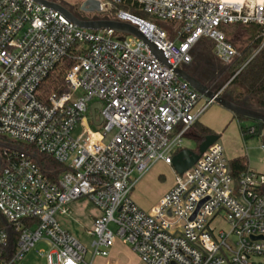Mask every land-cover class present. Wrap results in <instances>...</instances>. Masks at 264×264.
Masks as SVG:
<instances>
[{"label": "built area", "instance_id": "built-area-1", "mask_svg": "<svg viewBox=\"0 0 264 264\" xmlns=\"http://www.w3.org/2000/svg\"><path fill=\"white\" fill-rule=\"evenodd\" d=\"M119 6L111 18L137 26L168 65L134 36L81 29L35 0H0V136L27 148L0 152V213L17 234L12 250L0 230V264L21 263L38 244L49 248L38 252L47 264H91L88 255L108 257L117 240L141 264H264V175L233 178L222 144L177 174L152 212L131 196L156 163L172 166L214 104L175 70L204 41L231 65L241 54L226 30L256 26L260 47L238 75L264 49V0H87L81 12ZM67 57L76 63L58 84L51 76ZM38 155L60 169H43ZM81 199L100 212L85 232L90 251L60 221Z\"/></svg>", "mask_w": 264, "mask_h": 264}, {"label": "rangeland", "instance_id": "rangeland-1", "mask_svg": "<svg viewBox=\"0 0 264 264\" xmlns=\"http://www.w3.org/2000/svg\"><path fill=\"white\" fill-rule=\"evenodd\" d=\"M58 2L73 13L79 14L82 16H87L89 18H111L112 13H89L83 14L81 12V7L84 2L87 0H53ZM147 21H152V17L145 16L143 17ZM112 19V18H111ZM159 26L163 28L166 32H170V24L165 21H158ZM226 34L229 40L234 44L240 54H242L245 49L250 45L249 34L243 27L230 28L226 30ZM117 39H123V36L116 35ZM130 39L131 36L125 37ZM231 65H224L219 62L215 57H213L208 50L206 45L200 44L194 50V60L191 65H189L185 70L187 72L196 73L198 76H205L204 72L208 70L211 73H214L217 80L213 83L208 81L205 83L207 86H229L228 90L230 91H242L248 99V103L251 107L257 108L256 104L252 102L251 96L246 94L242 89L237 85L232 84V79L234 78L231 75L230 67ZM239 71V70H238ZM207 76V75H206ZM221 87L217 88L215 91H219ZM251 123V122H249ZM252 125V124H251ZM245 126L249 127L250 124ZM94 129V128H93ZM79 130L75 131V136L79 134ZM230 142L222 143V146L225 151V155L228 160H233L240 154H246L249 158V165L254 172L264 175V135L261 136H248L243 140L240 138L237 140V134H230ZM4 146V147H3ZM196 142L193 139L185 138L183 149L193 150L196 148ZM5 147L8 148H21L27 150L24 145L15 144L9 138L0 136V152H2ZM176 172L172 166L166 165L163 162L156 163L146 175L138 182V184L133 189L131 196L133 201L144 211L150 213L153 209L159 204L160 198L167 187H169L176 180ZM224 221V220H223ZM76 228L73 232V235L78 238L82 244L88 247L89 251L91 250V244L93 239L88 237L84 231L81 230V227L84 229V224L82 221L75 220L72 223ZM218 226L228 229L227 225L224 222H220ZM112 231H116L114 225L110 226ZM232 244L235 242V238L231 236L229 239ZM40 250L48 251V246L44 244H38L35 249H33L27 257L19 264H47V258L41 257L38 255ZM109 256L96 257L93 261L90 255L87 256V263L91 264H141L140 259L137 254L132 251V248L124 243L122 240H117L114 247L109 250Z\"/></svg>", "mask_w": 264, "mask_h": 264}, {"label": "trees", "instance_id": "trees-1", "mask_svg": "<svg viewBox=\"0 0 264 264\" xmlns=\"http://www.w3.org/2000/svg\"><path fill=\"white\" fill-rule=\"evenodd\" d=\"M125 9L122 6L116 7L111 13L116 14L119 10ZM126 10V9H125ZM145 17L142 15V18ZM249 34L250 45L245 51L231 64V75L234 77L232 84L237 85L246 94L251 96V100L256 104L257 108L264 111V49L259 52L245 68L238 74L243 65L254 55L257 49L260 47L259 28L256 26L243 27ZM203 44L208 47L209 53L212 55L213 45L210 42H201L198 45ZM213 56V55H212ZM75 61L67 57L56 68V71L52 74V78L56 80L58 84L62 83L63 78L67 71L74 67ZM190 74L201 81L207 83L208 80L204 76L200 77L196 73L190 72ZM236 75V76H235ZM242 123L252 122L250 128H255V133L252 136H261L264 133V124L257 121H252L243 117H238ZM244 134H248L245 128H242ZM215 135V133L201 125L199 121L195 123L189 130L187 136H194L197 142L196 149L207 136ZM37 160L40 162L43 169H60V166L51 161L47 156L38 155ZM229 170L233 178L238 179L239 176L249 170V161L247 157H239L229 162ZM0 230H5L10 236V249H15L17 242V234L13 231V228L6 219L0 213Z\"/></svg>", "mask_w": 264, "mask_h": 264}, {"label": "water", "instance_id": "water-1", "mask_svg": "<svg viewBox=\"0 0 264 264\" xmlns=\"http://www.w3.org/2000/svg\"><path fill=\"white\" fill-rule=\"evenodd\" d=\"M37 3H40L54 11L61 13L67 20L76 25L77 27L85 30L91 31H113L117 34L134 36L142 40L152 51L154 56L168 65V62L161 50H159L150 40H148L140 31V29L132 25L131 23L121 22L109 18H89L87 16H82L79 14L73 13L70 9L64 5L55 2L53 0H35ZM175 72L178 76L187 82L194 90H196L200 95L205 99L213 101L214 104L222 107L223 109L231 112L236 117H243L252 121L261 122L264 124V111L246 108L234 101L229 100L225 96V89L227 86L221 87L219 91L211 90L207 85L193 77L189 72L184 69H176ZM234 79V78H233ZM232 79V80H233ZM100 109V105H95L92 109V115L95 117V110ZM100 122L97 125H100ZM214 144L221 145L219 135L207 136L204 141L198 145L197 149L189 150L183 149L177 153L173 158L172 167L174 168L176 174L183 175L185 172L190 170L201 158V156ZM4 147V146H3ZM9 149L8 147H5ZM2 167V158L0 156V169Z\"/></svg>", "mask_w": 264, "mask_h": 264}, {"label": "crops", "instance_id": "crops-1", "mask_svg": "<svg viewBox=\"0 0 264 264\" xmlns=\"http://www.w3.org/2000/svg\"><path fill=\"white\" fill-rule=\"evenodd\" d=\"M229 88V86H228ZM227 88V90H228ZM237 93V98H239L240 100H243L244 98L247 99V97L245 95H243L242 91H236ZM244 97V98H243ZM252 109H257L258 108H253ZM199 123L209 129H211L215 135H219L220 136V142L221 144L223 142L225 143H229L230 142V134H237V140L239 141L240 138H243V140H245V138H247L249 134H244L242 128H245V130L248 131V128L250 126H252V122H246V123H242L238 117H236L235 115H233L231 112L223 109L222 107L213 104L207 111L206 113L200 118ZM250 124L249 127L245 126L246 124ZM252 124V125H251ZM264 135V133L262 134ZM186 138L189 139H193L196 142V139L194 138V136H187ZM197 145V142H196ZM237 159L239 157H247L248 156L244 153V154H240L238 156H235ZM233 159V160H234ZM232 161V160H231ZM249 161V158H248ZM230 162V160H229ZM249 170L253 171L249 165ZM174 185V182L165 189V191L163 192L160 200L172 189ZM100 215V212L98 211V209L88 200L86 199H81L77 202H75L72 205V216L71 218H61L60 221L63 225L64 228H66L70 233L73 234L72 231H75L76 228L73 226V222H75V220H79L82 221L84 224V229L81 227V230L85 232L89 231L92 226H93V222L95 220L96 217H98ZM220 222H223L221 220H217L215 222L216 227H220L218 226V224ZM222 228V227H220Z\"/></svg>", "mask_w": 264, "mask_h": 264}, {"label": "flooded vegetation", "instance_id": "flooded-vegetation-1", "mask_svg": "<svg viewBox=\"0 0 264 264\" xmlns=\"http://www.w3.org/2000/svg\"><path fill=\"white\" fill-rule=\"evenodd\" d=\"M204 74H205V78H207V80L208 81H210V82H215L216 80H217V78H216V76L214 75V73H211V72H209L208 70H206V72H204ZM207 75V76H206ZM211 90H216L217 88H219V87H223V86H219V87H216V86H208ZM227 88H228V86L226 87V89H225V91H224V93H225V96L229 99V100H231V101H234V102H236L237 104H239V105H241V106H243V107H246V108H252L251 106H250V104L248 103V99H246V98H244L243 100H240L239 98H237L238 96H237V93H236V91H230V90H227Z\"/></svg>", "mask_w": 264, "mask_h": 264}, {"label": "bare ground", "instance_id": "bare-ground-1", "mask_svg": "<svg viewBox=\"0 0 264 264\" xmlns=\"http://www.w3.org/2000/svg\"><path fill=\"white\" fill-rule=\"evenodd\" d=\"M231 1H234V2H240V1H242V0H231Z\"/></svg>", "mask_w": 264, "mask_h": 264}]
</instances>
